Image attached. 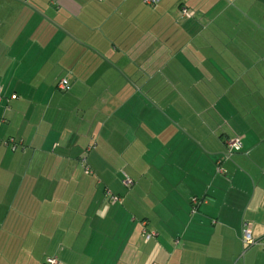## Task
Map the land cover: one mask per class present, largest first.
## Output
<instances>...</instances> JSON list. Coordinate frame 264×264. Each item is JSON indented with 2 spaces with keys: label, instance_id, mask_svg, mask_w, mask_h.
I'll list each match as a JSON object with an SVG mask.
<instances>
[{
  "label": "crops",
  "instance_id": "crops-1",
  "mask_svg": "<svg viewBox=\"0 0 264 264\" xmlns=\"http://www.w3.org/2000/svg\"><path fill=\"white\" fill-rule=\"evenodd\" d=\"M48 259L264 264V0H0V264Z\"/></svg>",
  "mask_w": 264,
  "mask_h": 264
},
{
  "label": "built area",
  "instance_id": "built-area-1",
  "mask_svg": "<svg viewBox=\"0 0 264 264\" xmlns=\"http://www.w3.org/2000/svg\"><path fill=\"white\" fill-rule=\"evenodd\" d=\"M142 1L147 6H155L159 0H142ZM181 15H182V17H185V18H191L193 16V14L191 12H188L186 9H181ZM56 88L58 91H60L62 93H66L70 87H69V83L66 79H61L58 81ZM11 99H16V96L12 95ZM226 147L228 150V155L230 156L233 152L241 151L242 143L238 137H234L232 139L227 140ZM224 159H225V157H223L220 161L217 162V173H219L221 175L225 174V171L220 167V164ZM82 162H84V160H82ZM86 173H88L87 170H86ZM122 183L127 188L132 185V181L129 179V177H126ZM109 199H110V201L115 202L119 198L109 194ZM201 203H202V201H200L196 198H193L191 200V202H190V208H191L190 213L192 215L196 213V211H197V209ZM154 235L155 234L153 232H148V231H143V233H142V237L146 243L148 241H150L154 237ZM241 242L244 246H253V245L257 244V242H255V240L252 237L250 224L245 222V221H243L241 224ZM47 264H61V263H59L55 259H48Z\"/></svg>",
  "mask_w": 264,
  "mask_h": 264
},
{
  "label": "rangeland",
  "instance_id": "rangeland-1",
  "mask_svg": "<svg viewBox=\"0 0 264 264\" xmlns=\"http://www.w3.org/2000/svg\"><path fill=\"white\" fill-rule=\"evenodd\" d=\"M15 122H12L11 123V128H15L17 125H20L21 124V121H17V123H15ZM126 138V137H125ZM125 138H122V141H124V139ZM126 139H129V140H133L134 141V139H136L135 140V143H137V144H134L135 146H139L140 144H145V141H144V139H143V137L139 134V132H138V135H134V134H132V135H128L127 136V138ZM151 145L152 144H159L158 142H156V141H152L151 143H150ZM100 145V144H99ZM92 150L93 152H92V156H95L94 154H97V153H101L102 154V152H101V146L100 147H98V149H96V143H90V146L88 147V149L87 150ZM88 152V151H87ZM111 154L113 153V152H110ZM84 154V156H86L87 155V153L86 152H84L83 153ZM81 162H82V160H81ZM156 166V165H155ZM82 170H83V168H82ZM84 173V172H83ZM120 177H121V180L122 181H124L125 180V178L126 177H129V175L127 174V172L126 171H124V170H121L120 172ZM91 177H89V179H90V182H91V186H90V191H89V193L88 194H93V193H95V192H99L100 194H101V191H102V189H103V183H100L99 182V180L96 178V176L95 175H92L91 173L89 174ZM153 178H155V177H153ZM98 181V182H97ZM75 186H77V191H78V194H82V187L84 186V184H79V185H75ZM122 186H123V191H124V194H128L127 192H129V191H131V189H132V187L130 186V188H127L126 186H124V184L122 183ZM85 187V186H84ZM125 189V190H124ZM86 188H84V191L86 192ZM105 190V189H104ZM103 190V192L105 193V191ZM107 192H110V191H107ZM84 196V195H83ZM83 196H81V197H76V199L77 200H81V202H83ZM76 202V201H75ZM84 203H86V200L84 199Z\"/></svg>",
  "mask_w": 264,
  "mask_h": 264
},
{
  "label": "trees",
  "instance_id": "trees-1",
  "mask_svg": "<svg viewBox=\"0 0 264 264\" xmlns=\"http://www.w3.org/2000/svg\"><path fill=\"white\" fill-rule=\"evenodd\" d=\"M196 199H198V198H196ZM198 200L204 202V199H198ZM245 247H251V246H245Z\"/></svg>",
  "mask_w": 264,
  "mask_h": 264
}]
</instances>
